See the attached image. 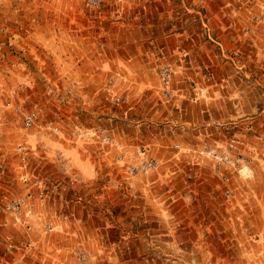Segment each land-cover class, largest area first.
Returning a JSON list of instances; mask_svg holds the SVG:
<instances>
[{"label": "rangeland", "instance_id": "374dc122", "mask_svg": "<svg viewBox=\"0 0 264 264\" xmlns=\"http://www.w3.org/2000/svg\"><path fill=\"white\" fill-rule=\"evenodd\" d=\"M172 5L178 11L180 5L190 10L185 20L175 14L178 11L165 18ZM262 9L264 4L255 15ZM202 10L197 0H101L96 8L86 0H0V200L24 195L25 184L35 179L41 180L43 191L60 189L57 185L62 181L48 176L50 168L59 169L65 179L74 172L55 146L75 142L72 129H82L81 143L87 148L82 145L81 154L67 157L75 161L79 156L108 157L104 163L93 162L88 170L98 179L89 182L94 192L86 203L91 209L107 210L109 218L115 219L116 213L122 218L120 228L109 232V238L121 236L118 245L109 247L115 257L90 264H264V121L239 131L235 143H227L235 131L225 129L224 143H211L209 134L208 143L202 144L243 161L239 171H226L230 195L224 194L225 186L210 161L199 154L204 146H191L198 150L190 152L156 147L162 165L150 173L131 175L123 147V160L117 161L125 164H115L95 136L99 128L125 135L124 126L130 132L136 128L138 143H150L158 130L171 135V117L157 115L150 120L141 111L130 114L132 105L141 108L145 103L130 102L131 97L114 104L111 99L124 96V86L132 78L155 79V69L158 73L162 65H158L160 54L147 48L155 30L162 36L171 23L179 27L182 21L191 35L211 36L212 21L202 16ZM27 43L35 45L36 51L28 50ZM138 47L142 59L150 60L148 54H152L151 67L143 71L130 63ZM159 106L162 109L164 104ZM26 111L35 114L31 128L22 123ZM123 121L127 125L121 128ZM19 146L25 147L24 154L15 153ZM140 150L142 154L149 148ZM106 186L114 197L119 189L130 188L139 189L140 196H128L124 210L116 211L113 205L103 207V200L94 199L102 197ZM67 197L75 200L70 194ZM16 224L15 218L0 215V264H53L50 245L54 241L46 239L35 253L34 246L29 249L26 238L20 237ZM9 247L12 253L7 252Z\"/></svg>", "mask_w": 264, "mask_h": 264}, {"label": "crops", "instance_id": "0c3cea01", "mask_svg": "<svg viewBox=\"0 0 264 264\" xmlns=\"http://www.w3.org/2000/svg\"><path fill=\"white\" fill-rule=\"evenodd\" d=\"M197 1L204 9L201 12L202 16L212 21L211 36L206 34L204 38L199 32L191 35L192 32L189 33L182 25V21L186 19L190 10L186 7L183 10L180 5L178 11L172 5L165 18L178 11L175 14H179L180 20L182 19L180 26L175 27L171 23L169 30L167 29L162 36L156 33L158 30H155L154 39L147 41L148 52L153 50L152 52L160 54L158 61L160 60L161 63L159 62L158 65L171 67V96L167 98L163 95L156 69L153 81L143 79V76L139 75L137 80L132 78L129 84H125V92L122 93L127 100L133 98L130 102L136 100L140 101L141 105L145 103V106L141 108L132 105L129 108L130 114L141 111L140 114L151 117L150 120H154L157 115L171 117L168 120L171 135L167 131L158 130L154 133L156 139L154 138L150 143H138L135 139L136 128L134 127L130 132L124 126L127 131L125 135L117 131L115 134L108 128L98 129L106 130L123 147L128 163L135 164L141 158L140 156H149L162 165V158L155 153L156 147L161 146V151H168L172 146L190 152L195 149L191 146L198 149L199 145L201 148L207 146L202 144L208 143L206 139L209 134L212 137L211 143H221L225 129L235 131L234 135L227 137V143H235V136L239 131L245 132L244 129L247 127L251 129V124L254 122L264 121V24L251 21L264 4V0ZM151 44H153L152 48ZM24 47H26L25 44ZM34 49H36L35 45L28 44V50L36 51ZM150 55L152 54H148V57L152 60ZM142 56L144 54H141L138 47L137 51H133L130 62L133 67L139 66L140 71H143L145 67H151L148 65L151 61L142 59ZM115 96L121 95L113 97ZM191 97L195 99L191 100ZM162 104L164 107L161 109L159 105ZM111 116L119 118L118 115ZM119 124L121 128V125H127L124 121ZM106 125L109 126V124ZM228 125L231 127H227ZM73 130L79 133L75 137L70 135L75 142L59 143L55 148L59 150L57 154L66 156L68 161L65 163L67 167L72 168L74 174L65 179L66 175L59 172V169L51 167L48 176L62 181L57 185L60 189H54L53 184H50L53 189L43 191L44 195L39 197L38 191L43 189L40 187L41 180L35 179L34 182L38 181V186L31 181L25 184L24 195L22 193L16 197L26 199L27 203L22 213L18 216L5 214L18 220L19 224L16 226L20 231V237L26 238L25 244L29 249L34 246L35 253L46 239L51 238V241H54L50 245L54 253L53 264H72L71 261L78 264L76 254L78 250L87 252L88 260L85 264L98 259H113L115 254L109 247L121 242L119 241L121 236L119 239L118 237L109 238L111 229L114 227L118 230L122 225L121 214L116 213L115 219L113 216L109 218L106 216L107 210L106 212L101 209L94 210L86 203L88 195L94 192L89 188V182L92 179H98L97 174L89 173L88 170L93 162L104 163L108 157L104 159V157L96 156L88 158L79 156L76 161L67 157L81 154L82 145L85 149L87 148L85 143H81L85 139L82 129L76 127ZM123 140L127 143H122ZM242 141V143L246 142L244 138ZM100 147L110 153L115 164H125L117 161L119 151L115 148L103 145ZM146 147L149 150L141 154L140 149ZM18 148H20L19 151ZM24 149L25 147L19 146L14 151L20 155L26 152ZM209 164L212 165V162L210 161ZM137 176L147 177L149 174ZM118 191H120L118 196L114 197L112 189L106 186L103 191L101 190L102 197L96 196L94 199L98 202L103 200V207L113 205L116 211L118 209L122 211L127 205L124 202L128 196L132 198L136 195L140 196L137 188ZM67 194L75 196V200H69ZM109 219L113 220L112 224L107 222Z\"/></svg>", "mask_w": 264, "mask_h": 264}, {"label": "built area", "instance_id": "2783aa9c", "mask_svg": "<svg viewBox=\"0 0 264 264\" xmlns=\"http://www.w3.org/2000/svg\"><path fill=\"white\" fill-rule=\"evenodd\" d=\"M101 0H86V4L89 7L96 8L100 5ZM253 21L264 23V9H262L257 15L253 16ZM159 80H160V89L163 95L169 98L172 94L170 89V78H171V67L168 65H163L159 68ZM202 92V90H199ZM126 96H115L112 97L111 101L114 104H122L126 102ZM22 123L25 128H31L35 123V114L31 111H26L22 113ZM50 125L48 124V128ZM52 130L55 133H60V130L57 127H53ZM74 137L78 136L79 133L77 130H73L71 133ZM95 136L98 142L107 147H113L117 151H119V155L117 156L118 161L123 160V150L122 146L117 143L114 138L104 129H100L95 133ZM18 151L20 148L17 149ZM199 154L203 157L209 159L212 162V168L215 175L222 181V184L225 186L224 194L230 195L231 189L229 188L228 184L230 181L229 175L226 173L227 170L229 171H239L241 169V164L243 161L237 156L230 154L229 152H219L213 148L204 147L202 150L199 151ZM159 166V161L156 159L143 156L141 157L135 164H130L127 166V171L131 175H135L138 173H150L154 171ZM1 170H4V167H1ZM248 172V169L246 170ZM34 185L38 186V181L34 182ZM44 195L43 190L38 191V196L42 197ZM26 199L25 198H14L10 200H0V214H9L13 216H18L22 213L26 206ZM8 253H12V250L7 248ZM78 264H85L88 260V254L85 251L78 250L76 252Z\"/></svg>", "mask_w": 264, "mask_h": 264}]
</instances>
